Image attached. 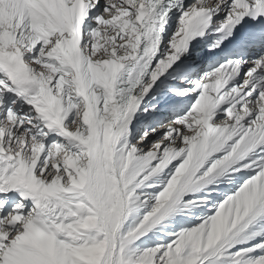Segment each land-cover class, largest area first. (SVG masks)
<instances>
[{
    "label": "snow or ice",
    "instance_id": "6c2138e0",
    "mask_svg": "<svg viewBox=\"0 0 264 264\" xmlns=\"http://www.w3.org/2000/svg\"><path fill=\"white\" fill-rule=\"evenodd\" d=\"M0 264H264V0H0Z\"/></svg>",
    "mask_w": 264,
    "mask_h": 264
}]
</instances>
